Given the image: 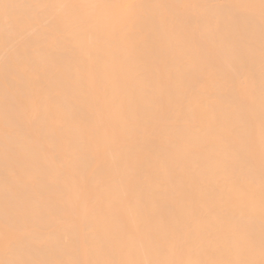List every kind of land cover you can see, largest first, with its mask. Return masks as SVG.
Returning <instances> with one entry per match:
<instances>
[{
    "label": "snow or ice",
    "instance_id": "snow-or-ice-1",
    "mask_svg": "<svg viewBox=\"0 0 264 264\" xmlns=\"http://www.w3.org/2000/svg\"><path fill=\"white\" fill-rule=\"evenodd\" d=\"M26 7L35 15L6 23L2 33L5 194L30 207V187L55 184L54 162L66 192L49 210L70 212L76 236L71 259L31 258L47 254L52 227L41 213L6 208L2 238L12 258L0 264H264V0H35ZM257 7L258 127L250 57L238 52L250 43ZM141 9L158 11L145 17ZM100 20L118 66L111 91L98 71ZM27 23L39 28L25 34ZM37 49L49 61L73 54L58 74L61 91L39 73ZM165 82L170 92L183 89L176 111L157 94ZM41 141L50 151L36 157ZM197 154L206 163L189 185L180 162Z\"/></svg>",
    "mask_w": 264,
    "mask_h": 264
},
{
    "label": "bare ground",
    "instance_id": "bare-ground-1",
    "mask_svg": "<svg viewBox=\"0 0 264 264\" xmlns=\"http://www.w3.org/2000/svg\"><path fill=\"white\" fill-rule=\"evenodd\" d=\"M35 0H0V260L6 258H12L11 254L7 252L6 242L2 238L4 232V218L6 208L11 212L24 213L29 211H35L44 215V219L47 224L51 225L53 231L51 234V239L49 241V250L47 254L37 253L31 258L35 259H71L73 258L70 241L76 236L74 230V225L77 222L71 213L65 214L63 217H59L52 213L49 209L50 206L56 202L63 201L65 199L66 184L62 176L56 175L55 164L52 161L48 162V167L51 170V174L55 177V184L52 188H46L38 185H33L28 189L32 204L30 207L26 206L23 199L16 196L15 194L9 193L6 197L5 186L3 183V177L5 174L6 162L3 156V146L5 143V123H4V113H5V83H4V56L5 50L2 42V33L6 23H17L22 20H26L35 15L33 9L26 7V5L34 3ZM73 3H87V2H107V0H69ZM133 3H143V4H153V3H174L176 0H130ZM185 2L198 3V2H209V3H224L230 2V0H185ZM249 2L256 5L259 4V0H249ZM4 4H11L14 7L9 9L4 8ZM156 9H141L140 14L142 16H149L154 14ZM256 21L252 29V36L249 42H245L239 46L238 52L241 55L250 57L249 68L255 78V84L257 87V101L255 107V118L259 120V85L261 77V60H260V32H259V9L258 7L254 9ZM196 10H193V15H195ZM38 23H27L24 25L25 34L31 33L34 29H38ZM97 31L101 34V40L99 44L96 45L103 49V59L98 66V71L103 76V84L106 88L111 91L112 88V74L117 70L118 66L112 61V50L113 43L109 42L106 33L108 32L107 22L105 20H100L97 23ZM35 58L39 73L45 77L46 82L52 92L61 91L59 87L58 74L61 71L67 72L69 69V62L65 59V56H73L72 53L57 52L56 58L49 61L47 58L43 57L39 50H34L32 53ZM76 59H83L80 57H74ZM150 61L153 67H156V62L151 60V58L146 57ZM173 65L163 66L160 65L159 68L168 71L171 70ZM135 69L130 68L126 71H122L123 75H128L134 72ZM157 94L162 95L163 101L166 105L167 111H176L177 101L183 95V89L176 88L170 92L166 82L162 84L160 88L157 89ZM66 103L71 105L73 103V97L71 94L67 95ZM138 102H143L139 97H137ZM151 108H147V115H151ZM160 118L166 115V112H161L158 114ZM50 151L46 141H41L33 146V153L36 157H39L45 150ZM147 158V154H145ZM206 163L203 154L192 155L184 158L180 162V166L185 169V174L183 180L186 184H193L197 180L201 166ZM9 166H12V162H8ZM29 171L31 169L29 168ZM67 207V205H65ZM258 228V223H257ZM60 248L62 251L61 255H57V249ZM81 259H87L85 254H81ZM258 258V256H257Z\"/></svg>",
    "mask_w": 264,
    "mask_h": 264
},
{
    "label": "rangeland",
    "instance_id": "rangeland-1",
    "mask_svg": "<svg viewBox=\"0 0 264 264\" xmlns=\"http://www.w3.org/2000/svg\"><path fill=\"white\" fill-rule=\"evenodd\" d=\"M187 1V0H186ZM190 1V0H189ZM197 1H201V0H197Z\"/></svg>",
    "mask_w": 264,
    "mask_h": 264
}]
</instances>
